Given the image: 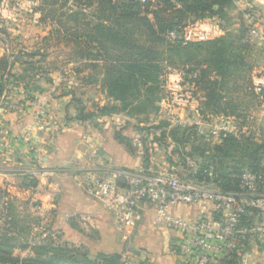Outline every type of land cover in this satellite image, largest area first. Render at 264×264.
<instances>
[{
    "label": "trees",
    "instance_id": "16d2710c",
    "mask_svg": "<svg viewBox=\"0 0 264 264\" xmlns=\"http://www.w3.org/2000/svg\"><path fill=\"white\" fill-rule=\"evenodd\" d=\"M158 1L157 9L151 10L150 2L140 0H43L42 7L46 5L50 14L41 20L51 18L52 30L42 41L71 45L70 63L78 65L73 71L82 76V86H99L109 100L104 106L94 104V112L87 113L82 101L74 99L80 104L77 120L84 122L123 113L137 122L140 115L159 112L158 103L164 90L161 78L168 67L190 68L194 76L189 81L204 94L200 107L204 118L210 115L245 118L239 106L234 105V99L227 95L230 84L249 85L247 73L255 65L248 61L251 48L244 44L245 28H239L234 36L228 33L218 39L185 45L167 37L170 31H181L191 20L217 17L224 21L226 10L236 0ZM23 56L20 52L16 57L13 54L0 58V101L11 93L10 86L18 83L14 68L33 66L24 57H44V54L40 51ZM69 93L75 98L74 91ZM165 126L168 125L157 128ZM163 134L166 139L170 137L175 145L173 154L179 158L197 156L206 161L200 167V180L205 177L204 171L213 167V183L224 193L239 191L243 172L264 173V143L252 136L227 135L213 148L206 149L193 145L199 135L191 129L176 127ZM28 178L30 188H37L38 180ZM11 224L7 221L6 228ZM4 232L0 238V264H125L119 254L90 257L88 253L81 254L80 247L68 243L62 247L54 241L29 247L33 255L22 259L14 256L13 251L16 248L25 251L29 245L16 243V238L9 237L7 230ZM225 264H235V260Z\"/></svg>",
    "mask_w": 264,
    "mask_h": 264
},
{
    "label": "crops",
    "instance_id": "0c3cea01",
    "mask_svg": "<svg viewBox=\"0 0 264 264\" xmlns=\"http://www.w3.org/2000/svg\"><path fill=\"white\" fill-rule=\"evenodd\" d=\"M247 1L236 0L233 7L226 10V15L233 17L227 26L224 27L225 21L219 19L226 34L234 36L239 32ZM247 56L251 64L260 59L259 51L253 48ZM74 76L82 96L74 86L69 85L63 91L60 86L63 78L57 75L52 82L38 78L32 84L30 80L25 87L19 82L0 101V140L16 149L9 157L16 175L38 180L37 188H31L34 190L33 200L39 205L36 208L38 214L48 223V228L61 235L63 242L84 247L90 257L119 254L122 258L133 255L130 261L137 260L136 264H191L182 252L179 235L166 223L157 224L154 211L146 214L143 222L135 231L127 233L128 239L124 240L113 214L87 180V175L92 173L116 185H125V177L133 174H140L146 181L153 182L169 174H180L184 178V173L189 171L178 164L176 154L172 152L167 155L165 150L163 153L166 155L158 157L162 153L155 150L158 140L154 141L145 128L138 129L122 115L78 121L80 104L74 99L82 101L87 113L94 112V104L104 106L109 101L99 86L94 89L98 97H87L86 93L91 90L83 88L82 76L75 73ZM70 90L75 92V98ZM19 109L22 114H18ZM257 114L254 113L255 121L250 125L252 136L264 143V133H259ZM260 116L264 118V112ZM193 119L196 126L199 124L197 144L202 143V148H213L214 139L206 135L211 123L197 117ZM26 133L34 138V149L41 158L39 164L34 161L35 153L18 140ZM120 138L125 140L122 142ZM166 140L172 142L170 137ZM191 174L189 172L190 177ZM170 215L185 221L220 217L211 202L177 205L170 210ZM257 215L258 211H255L249 218L251 226L264 224V219ZM235 264H264V241L256 235L251 236L245 252L235 259Z\"/></svg>",
    "mask_w": 264,
    "mask_h": 264
},
{
    "label": "built area",
    "instance_id": "2783aa9c",
    "mask_svg": "<svg viewBox=\"0 0 264 264\" xmlns=\"http://www.w3.org/2000/svg\"><path fill=\"white\" fill-rule=\"evenodd\" d=\"M148 0H140L146 3ZM245 28L244 44L259 51L260 59L251 72V92L256 103L264 109V0H248L242 11ZM226 31L219 18L211 17L187 25L181 31H170L167 37L182 44L205 42L221 38ZM191 83V82H190ZM186 83L182 72L168 68L166 75L167 97L183 99L188 103L195 100L196 86ZM175 89H169L168 86ZM188 88L183 94V87ZM182 107L179 111H188ZM18 110V114H22ZM120 116L112 115L110 117ZM127 120L129 117L122 115ZM226 126L221 123L214 126L215 136L240 137L246 130L244 122L235 117H226ZM220 121V120H219ZM222 121V120H221ZM218 122V121H217ZM240 127V128H237ZM246 133V132H245ZM19 142L29 147L35 154L34 138L29 133L18 137ZM158 146V145H157ZM155 147L156 152L161 151ZM165 152V150L163 151ZM37 161V159L35 158ZM41 158L38 159L40 162ZM187 169L192 173L190 179H184L180 174H169L156 181H146L140 174L126 176L124 186L116 185L106 179L89 173L87 180L95 194L100 197L113 214L118 230L123 233L135 231L143 222L145 215L154 211L157 224L166 223L174 230L182 241V252L191 264H224L237 259L245 252L251 236L256 235L264 241V224L251 226L249 218L258 211L257 217L264 219V173L245 171L239 178V191L224 193L213 183V167L204 171V179L198 174L200 167L195 161L186 158ZM211 202L220 217L208 219L197 218L193 221L175 219L170 210L177 205H198Z\"/></svg>",
    "mask_w": 264,
    "mask_h": 264
},
{
    "label": "rangeland",
    "instance_id": "374dc122",
    "mask_svg": "<svg viewBox=\"0 0 264 264\" xmlns=\"http://www.w3.org/2000/svg\"><path fill=\"white\" fill-rule=\"evenodd\" d=\"M147 2H150L151 10L157 9L158 4L160 3L158 0H148ZM42 4L43 0H2L0 4V58H3L4 56H11L13 54L16 57L20 52H23L24 56H26L27 53H40L41 51V53L44 54V57L30 58L23 56L25 62L33 65L31 68H24V66H16V68H14L13 72L18 75V83L22 82L25 87V85H29L30 80L32 84L34 81L36 82L38 78L52 82L55 76L60 75L63 78V81L60 82V86L63 87V91H66L65 89H67L69 85L71 87L74 86V88H77L78 90V95L82 96V92L80 91L81 89L79 88V85H77L73 71L76 67H78V65L70 63L73 59V47L71 45L68 47L62 44L58 45L55 40L50 41L49 44L42 41L44 37H48L50 31L52 30L50 22L51 18L42 21L44 20L42 19L43 16L50 14L46 5L43 8ZM232 18V16L226 15L224 27L232 21ZM192 23H194L193 20L187 23V25ZM241 28L244 29L242 15L240 29ZM249 64L253 66L250 62ZM168 68L161 78V81H164V90L162 100L158 103L160 109L159 112H150L148 115H140L137 122L129 115L123 113H119L118 115H125L129 117L132 120L131 123L138 129L145 128V132L152 135L154 141H163L161 143L158 141L157 143L159 149L162 151V155L158 154V157L165 156L166 153L167 155H170L175 149V145H173L172 142L169 143V141L165 140L166 136H164L163 133L169 134L170 129L176 127L197 131L199 129V124L196 126V120L193 119L195 117L202 119L203 122L211 123V128H208L206 135L209 139H214L215 144H218L225 136L224 134L221 136L213 135L212 131L214 130V126L219 125V123L226 126H232L230 123H227L226 119H223L230 116L210 115V117L204 118L200 113V107L202 106L201 103L203 101L204 94L200 90L198 91L197 87L195 90V100L191 101V103H188L183 99L172 98L171 95L170 97H167L165 88L167 85L166 75ZM171 69H176L182 72L186 83H190L189 80L194 76L189 72L190 68L188 67H172ZM251 72L247 73L249 81H251ZM13 80L15 81V79ZM250 84V82L249 85L246 83L244 86H242V84L239 86L237 84V86L235 84H230V92L227 94L228 97L230 96L234 99V105L239 106V112H242L245 115V118H241V121L244 122L246 130L243 129L244 133L240 136H252L253 132L251 131L252 128L250 125L255 121L254 113H259L256 115L258 122L260 121L259 133H264V118L260 116V113L264 112V109H262V107H260L254 100ZM18 85L19 84H16L14 87L10 86L11 91H13V89ZM35 87L36 85L34 86V89H36ZM83 88L88 91L91 90L86 93L87 97H98V94L94 91L96 86H84ZM168 88L172 90L175 89L172 84H170ZM187 88L188 85L183 87V94ZM86 95H83L84 99H87ZM185 106H187L186 109H188L185 113H183V110L182 112H174L175 110L179 111ZM254 107H256L257 110H254ZM161 125L168 126H165L166 128L157 129V127ZM4 144L5 143L0 140V155L2 156L0 158V238L2 235L6 234L4 231L7 230L10 233L9 237H14L18 240L16 243H26V245H29L25 251L20 248H16L13 251L14 256L22 259L33 255L31 248L29 247L47 244L50 241H54L56 245H61L62 247L65 246V242H63L61 235L57 231H53L48 228V223H46L45 219L38 214L36 208L39 205H37L38 203L33 200L32 192L34 190L30 188L31 184L28 178L30 176L19 177L16 175L17 173L12 170L13 166L10 165L9 157L13 156L16 149L11 148L10 145L8 146ZM191 145L192 144L190 143L187 148L189 149ZM193 145L203 147L202 143L197 144V141ZM23 146L26 145L23 144ZM204 146L207 147V145ZM27 149L30 151L29 147ZM163 150H166L167 152L164 154ZM31 153L35 152L31 150ZM34 157L37 159V161L34 160L35 163L39 164L38 159L40 158V154H35ZM175 157L178 159V164L183 168H187L186 158H190V160L195 161L199 167L206 162L204 159L197 156L186 157L184 159H182L181 156L179 158L177 155H175ZM184 174H186L184 179L188 180L191 178L189 172ZM7 221L12 224L6 228L5 223ZM80 251L81 254L88 253L84 247H80ZM133 257V255H129L127 258H123V261L125 264H134L137 260L130 261L133 260Z\"/></svg>",
    "mask_w": 264,
    "mask_h": 264
}]
</instances>
